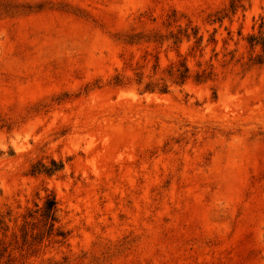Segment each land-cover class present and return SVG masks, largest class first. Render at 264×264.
<instances>
[{"label":"rangeland","instance_id":"rangeland-1","mask_svg":"<svg viewBox=\"0 0 264 264\" xmlns=\"http://www.w3.org/2000/svg\"><path fill=\"white\" fill-rule=\"evenodd\" d=\"M0 264H264V0H0Z\"/></svg>","mask_w":264,"mask_h":264},{"label":"trees","instance_id":"trees-1","mask_svg":"<svg viewBox=\"0 0 264 264\" xmlns=\"http://www.w3.org/2000/svg\"><path fill=\"white\" fill-rule=\"evenodd\" d=\"M56 212V200L54 198H47L44 205V215L50 217L52 220H55Z\"/></svg>","mask_w":264,"mask_h":264}]
</instances>
